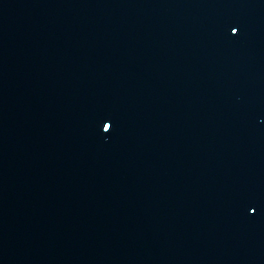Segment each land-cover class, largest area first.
Returning a JSON list of instances; mask_svg holds the SVG:
<instances>
[{"label": "water", "instance_id": "95a60500", "mask_svg": "<svg viewBox=\"0 0 264 264\" xmlns=\"http://www.w3.org/2000/svg\"><path fill=\"white\" fill-rule=\"evenodd\" d=\"M119 1L230 264H264V0Z\"/></svg>", "mask_w": 264, "mask_h": 264}, {"label": "snow or ice", "instance_id": "6c2138e0", "mask_svg": "<svg viewBox=\"0 0 264 264\" xmlns=\"http://www.w3.org/2000/svg\"><path fill=\"white\" fill-rule=\"evenodd\" d=\"M232 32H233V34H236L237 29H236V28H233V29H232ZM111 128H112V125H111V124H108V126H107V131H108V132L111 131Z\"/></svg>", "mask_w": 264, "mask_h": 264}]
</instances>
